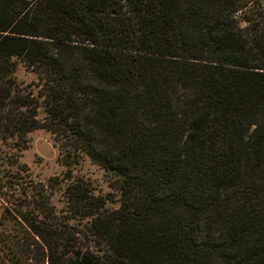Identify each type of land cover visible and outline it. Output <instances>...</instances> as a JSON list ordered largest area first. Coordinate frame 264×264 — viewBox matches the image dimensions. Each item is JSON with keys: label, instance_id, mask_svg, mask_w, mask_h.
<instances>
[{"label": "trees", "instance_id": "1", "mask_svg": "<svg viewBox=\"0 0 264 264\" xmlns=\"http://www.w3.org/2000/svg\"><path fill=\"white\" fill-rule=\"evenodd\" d=\"M259 9L256 0H0V132L50 131L65 166L44 183L12 180L22 198L1 213L40 245L42 261L264 264ZM18 63L36 82H17ZM84 156L107 173L116 208L72 178ZM0 227L1 261L19 264L29 242Z\"/></svg>", "mask_w": 264, "mask_h": 264}, {"label": "rangeland", "instance_id": "2", "mask_svg": "<svg viewBox=\"0 0 264 264\" xmlns=\"http://www.w3.org/2000/svg\"><path fill=\"white\" fill-rule=\"evenodd\" d=\"M256 1L260 8L259 11L264 14V0ZM15 77L22 86L36 82L35 74L27 70L22 63H18ZM64 172L65 166L60 159L58 145L50 131L44 128H36L22 137L17 136L8 139L0 132V221H3L7 228L16 223L11 220L12 215L10 214L6 220L1 217L5 207L13 209L14 203H17L20 197L22 198L20 185L10 186L12 180L23 184L26 180H30L32 184L44 183L50 177L62 176ZM71 175L73 179L81 180L80 184H82L83 189L89 191L95 199L97 197L108 199L107 206L109 208L117 207L118 193L111 186L112 183L107 173L89 157L84 156L79 159L78 163L73 165ZM51 201L57 211H65L66 206L59 192H55ZM15 207L17 206L15 205ZM63 213L68 215L66 212ZM85 222V219L82 220V224ZM21 227L22 225H18L16 229L11 227L8 232L9 237L12 236L10 238L15 237V240L20 243L29 242L31 246V253L28 256L27 254L21 255L19 264H46L41 259V251L43 250L40 245L37 246L33 238ZM84 241H86L85 238ZM1 259L2 254L0 252V264L12 263L9 261L2 262Z\"/></svg>", "mask_w": 264, "mask_h": 264}, {"label": "built area", "instance_id": "3", "mask_svg": "<svg viewBox=\"0 0 264 264\" xmlns=\"http://www.w3.org/2000/svg\"><path fill=\"white\" fill-rule=\"evenodd\" d=\"M28 1H37V0H28Z\"/></svg>", "mask_w": 264, "mask_h": 264}]
</instances>
